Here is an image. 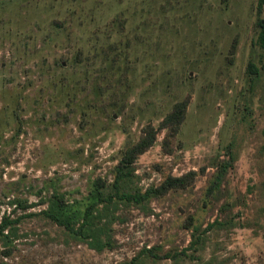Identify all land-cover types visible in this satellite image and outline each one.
Here are the masks:
<instances>
[{
	"label": "rangeland",
	"instance_id": "rangeland-1",
	"mask_svg": "<svg viewBox=\"0 0 264 264\" xmlns=\"http://www.w3.org/2000/svg\"><path fill=\"white\" fill-rule=\"evenodd\" d=\"M258 19L264 23V4L257 9L256 0H0V217L14 197L36 201L39 187L47 194L45 185L83 200L92 178H110L141 126L155 125L188 93L175 135L180 145L163 154L159 133L135 160L136 183L198 171L229 150L223 185L236 202L237 224L210 231L205 252L232 254L228 264H264V189L253 187L264 170ZM248 62L257 68L251 78ZM210 171L198 172L190 191L123 210L125 220L111 225L112 248L97 252L37 214L20 219L15 248L2 257L10 264H114L143 244L180 248L189 239L180 226L187 214L202 225L215 216L212 203L202 202ZM44 205L15 206L11 215ZM137 264L171 262L141 257Z\"/></svg>",
	"mask_w": 264,
	"mask_h": 264
},
{
	"label": "trees",
	"instance_id": "trees-1",
	"mask_svg": "<svg viewBox=\"0 0 264 264\" xmlns=\"http://www.w3.org/2000/svg\"><path fill=\"white\" fill-rule=\"evenodd\" d=\"M264 4V0H256V8ZM259 25L257 42L264 48V23L257 20ZM235 37L233 38L226 55L227 61H231L235 49ZM250 78L256 75V66L248 62ZM252 74V75H251ZM189 94L175 100L169 110L154 125L145 122L139 131L137 138L123 147L117 161L108 169L110 178L96 175L90 181L86 194L82 199H68L62 191L53 185H45L47 194L41 195V187L35 190L38 198L36 201L27 202L25 198L14 197L9 201L14 204L10 211L3 212L0 217V264H10L2 256H10L15 248L14 240L18 236L17 223L25 215H37L47 218L52 223L62 228L66 236L74 241L84 242L88 247L100 252L103 248H112L117 242L112 237L111 225L114 221L125 220L123 210L130 206L144 209L152 198L163 197L169 193L190 191L198 172L204 173L206 166H211L212 171L206 175L203 186V204L211 202V209L215 208L216 213L212 220L204 225L201 222L194 223L192 214H187L180 223V226L189 229V239L180 248H162L161 245L143 244L132 256L124 257L114 264H137L141 257L155 259L167 258L171 264H228L232 254H220L216 249L205 252L209 241V232L219 229H227L235 226V212L232 208L235 201L227 196L223 183L228 166L233 160V155L227 150V158H218L209 161L208 165H202L198 171L188 169L179 174L166 172L156 183H150L145 187L137 185V174L135 173V160L147 150L156 140L159 133L162 136L159 140V149L163 154H171L179 146L175 140L176 133L185 116ZM159 167V164H155ZM50 187V189H49ZM264 189L263 176L258 185ZM252 186L248 190H252ZM238 200V199H237ZM242 201V199H241ZM217 205L214 207L213 205ZM45 203L44 207L37 211L15 213V206L22 210L34 204Z\"/></svg>",
	"mask_w": 264,
	"mask_h": 264
}]
</instances>
